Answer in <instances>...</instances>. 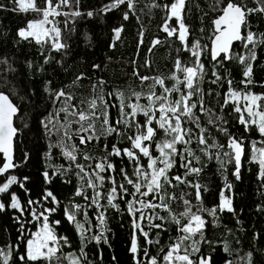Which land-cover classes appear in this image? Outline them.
<instances>
[{"label": "snow or ice", "instance_id": "6c2138e0", "mask_svg": "<svg viewBox=\"0 0 264 264\" xmlns=\"http://www.w3.org/2000/svg\"><path fill=\"white\" fill-rule=\"evenodd\" d=\"M10 3L11 9L0 8L35 13V18L17 29L19 39L39 46L43 63H55L65 73L72 68L65 63L73 51L71 34L80 35L78 19L104 16L123 5L127 10L122 20L127 21L130 14L135 16L136 6L135 0H111L85 12L80 0ZM145 7L163 13L158 26L163 36L149 41L147 54H154L157 46L176 44L169 74H142L141 67L151 70V59L139 65L132 60L131 75L139 81L140 90L129 87L127 95L109 88L99 76L106 65L97 62L89 65L91 71L80 70L77 62L70 84L53 88L52 81L45 80L43 92L51 108L36 122L49 143L45 163L35 178L20 171L31 163V153L22 150L17 155L24 129L30 125L17 126L16 121L22 120L20 107L0 92V213L11 209L18 229L15 239L0 240V264H100L103 256L96 249L110 246V210L128 218L127 250L132 264H236L225 256L217 262L218 241L208 233L220 226L224 214H230L236 225L242 222L234 198L244 160L257 166L256 179L264 189V92L253 90L254 64L260 60L257 50L264 52V30L254 27V21L264 22V0H252V6L248 0H218L210 35L199 39L190 38L186 0H151ZM124 31L123 24L112 27L110 49L116 48ZM85 39L91 43L89 37ZM205 39L208 43L202 42ZM144 41L145 32L139 29L137 55ZM236 42L238 47H234ZM233 60L242 69L239 88L220 71ZM85 80L89 95L78 98L66 90L81 88ZM235 126L242 130L234 132ZM90 146H96L99 154H92ZM55 150L66 163H51ZM212 161L222 181L213 202L206 204L205 194L210 190L200 178ZM73 167L74 196L80 199L65 206L55 188L58 183H72ZM257 211H264V206L258 205ZM65 223L79 237L77 243L61 234ZM219 243L223 253L233 255L226 239ZM236 243L242 242L237 239ZM111 259L119 264L115 256ZM239 264H255L252 252L240 258Z\"/></svg>", "mask_w": 264, "mask_h": 264}, {"label": "trees", "instance_id": "16d2710c", "mask_svg": "<svg viewBox=\"0 0 264 264\" xmlns=\"http://www.w3.org/2000/svg\"><path fill=\"white\" fill-rule=\"evenodd\" d=\"M37 2L42 3V0H37ZM107 3H111V0H80V8L85 12L95 11ZM150 3L151 0H135V16L130 14L127 21L122 20L123 11L127 10L123 5L104 16L78 19L76 28L80 35L79 38H76V33L71 34L73 51L65 61L66 65H72L68 73H65L55 63L50 62L45 65L40 47L34 43L29 44L27 41H21L16 35L19 27L24 26L28 19L35 18V13L24 14L10 10L5 11L4 8H0V92L9 95L10 99L19 105L22 120L16 121L17 126L22 127L24 123L30 125V128L24 129V135L18 144L17 155H20L22 150H27L31 153L32 159L28 167H22L20 171L35 178L38 169L45 163L44 152L47 149L49 138L43 135V129L36 122L40 114L51 108L50 100L43 92L45 80H51L53 88H58L62 84H70L73 78L71 73L76 69L77 62H80V70L87 69L89 71H91L89 65L92 62H97L101 63L102 67L106 65L99 76L107 81L109 88L122 90V87H125L126 90L124 91L127 95L129 87L133 88L127 83H132L131 71L133 66L131 61L135 58V40L139 29H143L145 32L144 45L141 46L138 54L139 64H142L145 58H150L152 70L164 75L167 72L169 74L176 56V44H173L171 48L167 44L157 46L154 49V54H147L149 41L156 35L163 36L162 33H159L158 27L163 13L159 10L150 11L148 7H145ZM248 3L249 6H252V0H248ZM217 4L218 0H186V22L190 29L191 39H199L201 35L204 37L210 35L211 20L218 14ZM0 5H4L7 9L12 7L10 0H0ZM120 24L124 25L125 31L122 33L121 41L117 42L116 48L110 49L108 43L111 29L114 25ZM254 27L264 30V22L256 20ZM201 29H203V34ZM64 36L67 39L69 33L65 31ZM85 36L90 38V44ZM202 42L208 43V40L205 39ZM238 44L239 42L234 44V47H238ZM43 51L44 55L48 54L47 48ZM257 51L260 60L259 63L254 64L256 85L253 90L259 93L264 92V87L260 86L264 84V52L259 49ZM53 55L56 54L53 53ZM141 69L149 70L143 67ZM220 71L232 78L233 87H242L239 84L242 79V69L235 60L225 62V66L221 67ZM123 81L126 83L125 86L121 85ZM82 84L81 88L66 90L75 92L78 98L82 94L84 96L89 95V82L85 80ZM167 84L170 86L171 81L170 83L167 81ZM21 97H25V99L22 100ZM111 113L115 116L114 108L111 109ZM238 129L242 130V126H235L233 131L237 132ZM54 140L55 137H53V142ZM88 150L94 155L99 154L96 146H90ZM55 151L57 154L54 155L51 163L54 165L66 163L63 157L59 155L58 150ZM216 168L215 161L209 162L200 178V182L207 184L210 190L209 193L205 194L206 204L213 202V194L221 185L222 177L217 173ZM74 173L75 168L73 167L72 183H58L55 188L61 204L65 206H69L71 202L80 199L74 196V184L76 183ZM241 173L242 180L236 183L234 198L235 207L239 210L242 220L241 224L236 225L234 220L229 218L230 214H224L220 226L212 229L208 234L214 241H218L217 254L215 255L217 262L220 261L221 256H225L239 264L240 258L245 257L246 253L250 251L255 264H264V211H257L258 205L264 206V189L260 188V182L256 179V165L249 164L247 160H244ZM19 191L23 193V190ZM88 191L90 193V190ZM176 191L179 192V189ZM80 202L83 203L82 200ZM14 215L15 213L11 209L8 213H0V240L11 241L15 239L18 229L14 219H12ZM57 215L59 216V213ZM93 222L95 223V221ZM225 225L232 229L231 234L226 232ZM108 227L111 229L108 233L110 246L103 245L96 249V252L102 253L103 256L100 264H114L111 259L113 256L117 258L119 264H132L131 255L127 250L130 245L128 218L126 216L121 217L114 210H110ZM59 230L61 234L72 237L74 244L78 242L79 237L73 234L72 226L65 223ZM221 238L226 239L230 244L232 256L229 257L222 252L223 245L219 243ZM237 239L242 243L237 244ZM89 248L91 249L92 245H89ZM69 250L76 251L75 248ZM89 254L92 259H97V256L92 252ZM63 264H67V262L64 261Z\"/></svg>", "mask_w": 264, "mask_h": 264}, {"label": "rangeland", "instance_id": "374dc122", "mask_svg": "<svg viewBox=\"0 0 264 264\" xmlns=\"http://www.w3.org/2000/svg\"><path fill=\"white\" fill-rule=\"evenodd\" d=\"M134 57H135L134 60L136 61V64L139 65V61H138L139 58H138V55H137L136 52H135V54H134ZM132 66H133V65H132ZM139 71H140L142 74H149V75H152V74H160V73L156 72L155 70H152V68H151V70H147V71H144V70H142V69L140 68ZM165 75H168V72L165 73ZM131 79H132V83H127V84L132 85L133 88H135L136 90H140V84H139V81H138L135 77H133V78H131ZM125 82H126V80H125ZM125 82L123 81V83H121V85L125 86V85H126ZM122 90L124 91V90H126V88H125V87H122Z\"/></svg>", "mask_w": 264, "mask_h": 264}, {"label": "flooded vegetation", "instance_id": "af4514ba", "mask_svg": "<svg viewBox=\"0 0 264 264\" xmlns=\"http://www.w3.org/2000/svg\"><path fill=\"white\" fill-rule=\"evenodd\" d=\"M168 83H170V81H168ZM113 103H116V101H112Z\"/></svg>", "mask_w": 264, "mask_h": 264}, {"label": "water", "instance_id": "95a60500", "mask_svg": "<svg viewBox=\"0 0 264 264\" xmlns=\"http://www.w3.org/2000/svg\"><path fill=\"white\" fill-rule=\"evenodd\" d=\"M237 43V42H236Z\"/></svg>", "mask_w": 264, "mask_h": 264}]
</instances>
